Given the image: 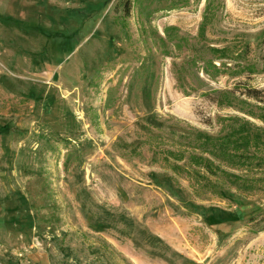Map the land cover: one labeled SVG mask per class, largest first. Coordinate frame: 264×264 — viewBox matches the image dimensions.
I'll return each mask as SVG.
<instances>
[{
    "label": "rangeland",
    "instance_id": "rangeland-1",
    "mask_svg": "<svg viewBox=\"0 0 264 264\" xmlns=\"http://www.w3.org/2000/svg\"><path fill=\"white\" fill-rule=\"evenodd\" d=\"M208 1L0 0V264H264V0Z\"/></svg>",
    "mask_w": 264,
    "mask_h": 264
},
{
    "label": "trees",
    "instance_id": "trees-1",
    "mask_svg": "<svg viewBox=\"0 0 264 264\" xmlns=\"http://www.w3.org/2000/svg\"><path fill=\"white\" fill-rule=\"evenodd\" d=\"M128 6V5H126ZM215 4H213V0H210V2L208 1V3L205 6L204 9V16H203V20H202V24L200 27V30L203 32V29L205 27V25L211 20L212 15L214 14V7ZM247 45H245L244 47H246ZM208 51H210V55L212 56L211 58H202V62H203V66H202V71L207 74V75H211V78H213L214 75L218 74L219 72H223L225 70H229L230 74L232 76H237V75H241L243 73H253L255 71V67L253 63H249L246 60H240L241 58H243L244 53L246 52V48H243L241 50L237 51V48H233L232 46H224V47H215V46H209L207 47ZM235 52V53H234ZM226 60H230V61H226ZM214 61H218L220 62V65H215ZM195 62V60H194ZM232 62V63H231ZM229 63V65H227ZM228 66V67H227ZM233 69V70H232ZM212 92L214 93H218V97L219 99H214L216 101V103L218 105H224L226 107L229 106H233L235 101H238V96L235 95V92L233 90L230 89H221V90H213ZM212 92H206L205 95L206 96H210ZM242 94H245L248 98L250 99H254L256 101L259 102H264V92L260 89H256L254 87H248L246 86L244 88V91H242ZM240 103L244 104H249L245 101H240ZM243 108V107H240ZM248 115L253 117L256 116L254 115V113L248 111ZM238 135L239 139H245L246 140L249 138V132L246 131L245 125L242 123H239L238 127L234 128L232 131H230L226 136L224 137H220L217 141V143H215L212 139H210V137L207 135L206 137H204L203 139L204 142L202 144L204 145H210V146H215L216 147H220L222 148V150L224 151V153L229 152L227 149V146L230 144V142L234 141L236 136ZM238 142L235 141V146ZM163 152V156L164 159L168 160L169 156L168 154H173L172 151L168 150V149H164ZM207 152V151H206ZM209 152V151H208ZM207 154L208 155H192L189 157V160H193V165L194 166H206L208 167L209 165L207 164H211L210 158H209V154L210 152ZM174 156V155H173ZM177 160H181L183 158V156L181 155L178 159V157H174L173 160L177 161ZM238 158H242V156H238ZM175 166V170H177V168H179V165L176 164H172V167ZM181 166V165H180ZM209 168V167H208Z\"/></svg>",
    "mask_w": 264,
    "mask_h": 264
}]
</instances>
